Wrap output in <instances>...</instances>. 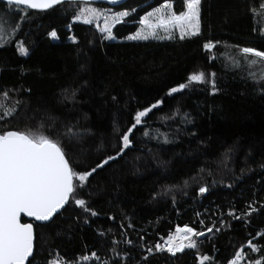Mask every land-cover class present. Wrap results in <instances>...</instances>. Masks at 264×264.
Wrapping results in <instances>:
<instances>
[{
	"label": "trees",
	"instance_id": "obj_1",
	"mask_svg": "<svg viewBox=\"0 0 264 264\" xmlns=\"http://www.w3.org/2000/svg\"><path fill=\"white\" fill-rule=\"evenodd\" d=\"M164 2L91 3L130 12L112 29L115 40L94 24L73 22L76 2L29 10L31 19L0 47V94L7 92V103L16 106L14 116L0 120V131L31 130L59 140L78 172L115 155L136 112L163 101L133 130L125 154L78 190L96 216L70 200L53 221L32 222L31 264H199L197 255L230 264L242 246L240 264L264 262V239H253L264 231V80L260 66L249 67L240 52L264 51V0H202L200 35L127 39L141 27L140 18ZM172 2L177 13L184 10L182 0ZM0 14L8 24L20 22L17 10L1 0ZM52 30L59 39L48 36ZM20 41L28 56L18 53ZM208 41L216 45L211 52L203 47ZM200 71L215 73V94L208 83L167 95ZM201 186L208 192L199 194ZM249 204L258 211L242 216ZM185 225L206 233L197 250L148 255L149 247ZM250 239L260 251L247 247Z\"/></svg>",
	"mask_w": 264,
	"mask_h": 264
},
{
	"label": "snow or ice",
	"instance_id": "obj_2",
	"mask_svg": "<svg viewBox=\"0 0 264 264\" xmlns=\"http://www.w3.org/2000/svg\"><path fill=\"white\" fill-rule=\"evenodd\" d=\"M4 2L10 9L17 10L20 22L8 24L5 21L0 23V47L10 42L11 34L20 30L22 23L31 19L29 10L45 12L55 6L65 4L66 0H4ZM110 2L116 4L118 0H110ZM91 3L92 0H76L78 11L73 17V22H81L85 25L95 24L101 33L106 34L105 39L115 40L116 37L112 29L115 25L124 22V18L128 17L130 12L123 11L109 15L110 10L101 11L91 6ZM182 4L184 10L177 13L174 10L172 0H165L164 3L140 18L141 27L127 39L171 40L174 32L179 33L180 40L200 35L202 0H182ZM21 6L24 7L21 9ZM261 8L264 9V4L261 5ZM21 11L23 15H19ZM132 11L135 12L136 10L132 9ZM101 18H103L102 27L100 25ZM68 27L70 29L71 25ZM161 32L164 35H161ZM48 36L53 40L59 39L55 30L50 31ZM69 39L73 43L77 42L75 37H69ZM215 46L212 41L203 45L208 52H211ZM17 51L21 56L29 55V49L23 41L18 42ZM240 52L249 67L260 66V78L264 80V51L244 47L240 49ZM233 63L236 64L238 61L234 60ZM210 77L203 71L193 73L188 77L187 83L169 89L167 95L171 96L182 92L193 84L208 83L211 84L212 94H215L217 91L215 73H211ZM0 95L3 97V102H0V120H5L15 115L16 106L7 103V92ZM113 99L115 98L113 97ZM19 103V101L16 102L17 105ZM162 103V100H157L149 107L137 111L134 116V123L120 137V147L116 154L105 157L95 167L84 172H78L74 169L61 142L57 139H53L42 132L31 130L0 131V264H31L30 257L34 256V228L31 222H21L22 215L39 222L53 221L60 210L64 209L70 200H73L74 204L83 209L84 212H90L92 216H96L97 213L88 207L85 199L77 198L78 190L86 185L89 177L93 176L97 170L103 169L111 161L125 154L132 145L130 136L133 134V130L142 123V118L147 117L153 109ZM178 115L179 112L177 111L166 119H175ZM184 118L188 123H191L187 114ZM71 131L69 129V133ZM144 135L147 136L148 132H145ZM169 142L165 137L164 143ZM207 192V187L201 186L199 188V194L203 195ZM261 207L264 208V205ZM248 208L250 211L243 213L242 216L250 217L258 211L252 204H249ZM228 215L233 216L234 219L242 218V216H236L232 211ZM212 231L213 228L207 229L209 233ZM205 235L204 231H197L188 225L177 226L175 232L169 234L162 244L156 243L153 247H149L147 252L149 256L153 255L154 252H167L176 256L177 253H183L185 249L197 250L198 238ZM253 239H264V231L257 232ZM128 243L131 244V241ZM247 247L252 252L260 251V246L253 243L251 239L248 240ZM112 251L115 252L116 249L113 248ZM243 255L244 248L242 246L235 253V258L230 261V264H240ZM91 258L99 259L95 252L91 253ZM196 258L199 264H206V262L211 264L213 259L209 255H197ZM89 259L88 255L82 257L84 262H88ZM141 259L148 261V256H143ZM55 264H59V261ZM255 264H264V262L257 260Z\"/></svg>",
	"mask_w": 264,
	"mask_h": 264
},
{
	"label": "water",
	"instance_id": "obj_3",
	"mask_svg": "<svg viewBox=\"0 0 264 264\" xmlns=\"http://www.w3.org/2000/svg\"><path fill=\"white\" fill-rule=\"evenodd\" d=\"M2 2H4V0H1ZM127 0H118V2L116 4H113L110 2V0H92V3H102V4H106L108 5L109 7H112V8H115V7H120L122 5H124L126 3ZM66 2H76V0H66ZM21 7H24V6H21ZM35 11H38V10H35ZM62 210V209H61ZM60 210V211H61ZM24 219V220H23ZM21 222L22 223H28V222H34L36 224H46L48 223L49 221L47 222H39V221H34L32 218H28V217H24L22 215L21 217ZM35 237V236H34ZM31 258V257H30Z\"/></svg>",
	"mask_w": 264,
	"mask_h": 264
},
{
	"label": "rangeland",
	"instance_id": "obj_4",
	"mask_svg": "<svg viewBox=\"0 0 264 264\" xmlns=\"http://www.w3.org/2000/svg\"><path fill=\"white\" fill-rule=\"evenodd\" d=\"M92 6V5H91ZM94 7V6H93ZM101 11H104V10H101ZM112 14H115L114 12H112V13H110L109 12V15H112ZM102 20H103V18H101V21H100V25H101V27L103 26V23H102ZM5 21H7L8 22V19H6L2 14H0V23H3V22H5ZM95 25V24H94ZM95 28L97 29V27H96V25H95ZM98 30V29H97ZM99 31V30H98ZM100 32V31H99ZM161 33H163V32H161ZM178 33V32H177ZM105 34V33H104ZM179 34V33H178Z\"/></svg>",
	"mask_w": 264,
	"mask_h": 264
},
{
	"label": "built area",
	"instance_id": "obj_5",
	"mask_svg": "<svg viewBox=\"0 0 264 264\" xmlns=\"http://www.w3.org/2000/svg\"><path fill=\"white\" fill-rule=\"evenodd\" d=\"M174 232H175V230H174L172 233H174ZM165 239H167V238H165ZM162 243H163V241H162ZM162 243H161V244H162Z\"/></svg>",
	"mask_w": 264,
	"mask_h": 264
}]
</instances>
